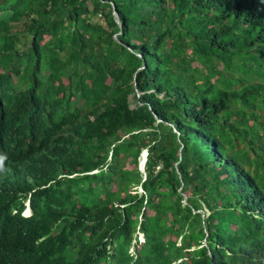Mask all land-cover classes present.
I'll list each match as a JSON object with an SVG mask.
<instances>
[{
  "label": "trees",
  "instance_id": "obj_1",
  "mask_svg": "<svg viewBox=\"0 0 264 264\" xmlns=\"http://www.w3.org/2000/svg\"><path fill=\"white\" fill-rule=\"evenodd\" d=\"M3 168L0 264H264V0H0Z\"/></svg>",
  "mask_w": 264,
  "mask_h": 264
},
{
  "label": "rangeland",
  "instance_id": "obj_2",
  "mask_svg": "<svg viewBox=\"0 0 264 264\" xmlns=\"http://www.w3.org/2000/svg\"><path fill=\"white\" fill-rule=\"evenodd\" d=\"M103 20V18H99V19H94V21H98V20ZM17 32H19V33H21V32H23V30H24V24L23 23H21V24H16V26H15V28H14ZM22 37V36H21ZM48 39V38H47ZM22 48V50L23 51H26V48L25 47H21ZM58 82L59 83H66L67 82V80H65V79H63L62 81H59L58 80ZM58 83V84H59ZM146 156H147V153L146 152H144L143 153V157H142V160H141V170H142V172H144V162L146 161ZM143 238V236H140V239H141V241L143 240L142 239ZM143 242V241H142ZM133 251V250H132Z\"/></svg>",
  "mask_w": 264,
  "mask_h": 264
},
{
  "label": "clouds",
  "instance_id": "obj_3",
  "mask_svg": "<svg viewBox=\"0 0 264 264\" xmlns=\"http://www.w3.org/2000/svg\"><path fill=\"white\" fill-rule=\"evenodd\" d=\"M5 175H7L9 177V179H13L12 176L9 175V168L0 169V178L3 177V176H5ZM31 215H32V210H31V207H30V201H27V203H26V209L23 212V216L24 217H30ZM141 236H143V235H141Z\"/></svg>",
  "mask_w": 264,
  "mask_h": 264
},
{
  "label": "water",
  "instance_id": "obj_4",
  "mask_svg": "<svg viewBox=\"0 0 264 264\" xmlns=\"http://www.w3.org/2000/svg\"><path fill=\"white\" fill-rule=\"evenodd\" d=\"M115 15L118 17L117 12H115ZM145 162H146V161H145ZM145 162H144V164H145Z\"/></svg>",
  "mask_w": 264,
  "mask_h": 264
},
{
  "label": "built area",
  "instance_id": "obj_5",
  "mask_svg": "<svg viewBox=\"0 0 264 264\" xmlns=\"http://www.w3.org/2000/svg\"><path fill=\"white\" fill-rule=\"evenodd\" d=\"M142 239H143L142 241L144 242V238H142Z\"/></svg>",
  "mask_w": 264,
  "mask_h": 264
}]
</instances>
